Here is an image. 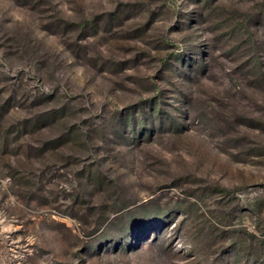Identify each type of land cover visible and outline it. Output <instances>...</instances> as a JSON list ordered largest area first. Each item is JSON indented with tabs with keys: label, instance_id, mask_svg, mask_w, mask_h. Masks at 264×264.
I'll use <instances>...</instances> for the list:
<instances>
[{
	"label": "rangeland",
	"instance_id": "rangeland-1",
	"mask_svg": "<svg viewBox=\"0 0 264 264\" xmlns=\"http://www.w3.org/2000/svg\"><path fill=\"white\" fill-rule=\"evenodd\" d=\"M0 264H264V0H0Z\"/></svg>",
	"mask_w": 264,
	"mask_h": 264
},
{
	"label": "trees",
	"instance_id": "trees-1",
	"mask_svg": "<svg viewBox=\"0 0 264 264\" xmlns=\"http://www.w3.org/2000/svg\"><path fill=\"white\" fill-rule=\"evenodd\" d=\"M46 120H48V119H46ZM53 139H54V138H53ZM49 141H50L49 143L44 142V143L42 144V149L39 151V153H40L42 156L44 155V153H46V152L48 151V149H50L49 146L52 145V142H53V141L56 142V143H59V140H58L57 138H55L54 140L50 139ZM55 146H56V145H53L51 148L54 149ZM52 149H50V150H52ZM13 181H14V183H15V180H13Z\"/></svg>",
	"mask_w": 264,
	"mask_h": 264
}]
</instances>
